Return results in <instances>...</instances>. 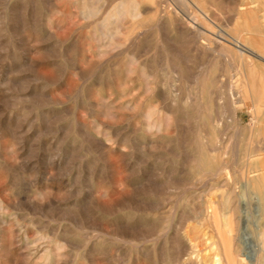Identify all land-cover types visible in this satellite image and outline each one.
<instances>
[{
    "label": "bare ground",
    "instance_id": "bare-ground-1",
    "mask_svg": "<svg viewBox=\"0 0 264 264\" xmlns=\"http://www.w3.org/2000/svg\"><path fill=\"white\" fill-rule=\"evenodd\" d=\"M42 1L49 3H47L49 6L48 9L46 8L47 4L46 7L44 6L47 9V11L45 10L46 12H43L39 7ZM65 1V5L70 6H67V8L64 7V9L61 8L62 10L57 8L58 5L56 4L59 2L56 3L55 0H7L4 7L5 10L1 9V11H4V17L2 15V19H7L11 16V22L15 21V30L16 28L20 30L21 36L17 42L25 53L24 55L22 54V59H18L19 54L17 55L18 51L16 50L18 47L16 44L18 43H14L12 47L13 56L11 57H13L15 66H12L11 82L13 84L15 98L13 99L14 104L11 106L12 113L9 111V113H7L8 117H5V120L8 122V128L10 130L12 129L11 120L13 118L11 114L14 115V109H18L21 110V112L28 111L30 113L25 114L30 116L29 121L27 120V130L37 127L39 133L44 131L45 134L53 135H51L53 140L49 137L53 143L51 149L47 148L48 151L51 150V162L49 161L51 167L47 175L57 181L58 177L56 178V176L60 177L66 174H74V167L71 161H73V155H75V146H73L75 145L74 138L78 136L82 137L84 141L87 142V144L82 143L81 149H83L86 154H80V156L83 157L81 158V167L88 168L91 164V161L87 159V155L95 148V143H98L107 155L115 151L119 153L122 152L124 157L121 156L122 154H120V156L121 158L123 157L122 160L125 163L124 167L137 170L139 166L136 167L137 169L135 168V161L133 162L135 152L133 150L142 146H148L151 150L156 146L163 147L165 145V140L171 134L177 133L178 136H181L179 132L183 128L182 124L184 123V119L188 118L190 122L189 125L192 123L193 141L186 147V151H184L186 156L191 160V177H205L204 183L199 188L200 191H196V189L194 194V197L198 200V203L195 205H200L197 208L191 207V210L195 212V221L198 225L196 226L200 227L201 230H203L202 226L204 225L213 228L218 238L216 244L225 251L224 259L226 264H237V260L242 263L239 259V255L241 254L239 253L240 246L237 242L239 216L237 214L235 200L236 182L232 178L233 171H235L234 169L236 168L234 166L236 164L233 165V163L225 161L223 158L231 149V147L228 144H224L225 142L223 141L226 136L223 134L220 125H222L224 121L222 122L220 117H217L220 116L218 110L213 112L208 111L211 104L209 105L205 100L203 91L207 83H209V80L211 81L213 79L210 83L215 82L218 68L222 69L221 67H225L226 74L231 77V72L234 66H236L237 59L242 58L243 60L245 57L247 62L245 64L243 63L244 65L239 69L241 74L240 85L242 87V91H240L242 93L240 94L241 96H243L242 94L247 95L249 90L255 89V78H257L259 72L263 71L262 69L264 68V0L259 1L256 7L249 6L245 8V5L241 4L238 6L242 19H245L243 26L246 25L245 27H247V30L252 35L250 40L241 39L236 36L234 34L236 31H228L220 27L210 13L204 8L201 0ZM59 4V7H61V2ZM71 7H74V9ZM234 12H236V10ZM57 13L59 16L56 15ZM75 14L77 18L79 16L83 20V23L80 22V25H77L74 20ZM236 16L237 14L235 17ZM4 20L3 22H5ZM64 23L69 24L74 31H81L83 29H87V31L84 34L79 33V35H76L72 45L68 41L67 37L69 36H67V34L65 36L66 38H62L59 36V33L56 32V28H61ZM9 27L11 26L9 25ZM217 27H220L219 30H217ZM64 28L66 29L67 26ZM74 31L71 33L75 34ZM173 32L178 35L179 44L175 42L176 37L174 39ZM14 37L17 36L15 35ZM79 41L82 43V52L80 51ZM75 48H77L81 54L73 57L71 52ZM35 54L40 56L36 57L34 56ZM205 56H208V60H206L208 70L197 67L200 69H197L198 71L195 72L196 74H192L193 71L191 70H193V67L191 66L194 65L195 67L197 64L201 66L205 61ZM44 59L45 62L52 65L53 68L51 71L44 72L42 75L40 73L41 77L34 75V79L41 78V80H43V85L41 84L42 89L36 92L38 89H32V76L29 74L28 70L34 66L38 67L41 65L40 63ZM81 61H86L87 63L82 64ZM200 62H202L201 65ZM209 67L211 71H209ZM67 76H69V78ZM192 79L197 83V87L193 88L197 89V92L193 94L189 91L190 96L187 93L190 89L188 87V82ZM54 84H57V86L59 84L60 86L65 85L68 88H75V92H71L75 101L73 105L70 104L72 106H70V109L83 108L88 110L86 112L91 111L93 113V111H96L111 118L117 117L116 115L118 112L123 111L125 119L128 121L127 129H123L118 124L110 125L112 123L109 125L103 123L105 124L102 125L103 127L97 122L90 125L78 119L80 116L78 118L73 116V119L66 120V113H61L57 108V105H62L64 102L59 99H51L50 96L55 92L50 94V96L48 94L49 92H45L47 89L46 86L49 87ZM94 89L101 94L99 99H94ZM238 90H240V88H238ZM232 92L234 93V86L230 83L228 86V93L230 94ZM58 93L56 92L59 97ZM36 94L38 97L40 96L41 99H44L42 101L44 103L36 102L34 106H30L27 104V101L26 103L21 102L23 99L29 100V98L32 96L34 97ZM68 95H70L69 92L67 93V97ZM255 95L258 96V94ZM98 96L99 95L96 94V97ZM65 97L62 96L63 100ZM212 101H214V98ZM233 101L236 102L235 100ZM66 102L68 101L65 100V103ZM40 105H44L46 109H42L43 107L40 108ZM233 105L234 103L232 106ZM258 108H260V106L256 105L254 113L260 114L261 110ZM73 109L71 110L73 111ZM80 110V112H82V109ZM3 112H1L2 115ZM22 115L23 113H17L16 117L14 116L17 120L15 127L20 123ZM0 120L2 122V119ZM19 125H21V123ZM6 126H3V128H6ZM109 128L112 129L109 130ZM224 129H226V127ZM237 136H239V134ZM2 137L3 135L0 132V138ZM64 138L70 139H68L70 147L64 146L62 141ZM179 140H182V138ZM234 142H237V139ZM132 143H135V147L131 146ZM233 144V147H235L236 143ZM96 146L98 145L96 144ZM23 147L25 146L13 147L10 144L1 143L0 141V168L5 171L7 179L6 181L4 180L5 183H2L4 181L0 182L1 253L3 250L9 249L13 252L17 248V245H19V251L24 249L22 252L24 253V259L22 258V260H26L25 264H94L92 261L95 262V258L100 256L108 258V261L111 258L113 261L115 256V252L113 253V251H119L123 248L126 250L129 249L131 257L137 256V259L143 252H146L149 257L154 253L153 255L155 258L158 252L156 249L158 247L154 249L151 245L153 247L152 252L151 250L147 252L146 247L140 244L139 241L142 239L146 241L147 237L158 232L159 237L163 239L162 245L159 248L160 260H162L161 264H165L166 254L171 250L170 248L173 247V244L176 242H174V240L176 239L178 241L181 239L182 242H184V246L182 245L184 251L197 253L195 245L197 241L195 242L194 240L195 244H193L192 238L190 239L192 233H188V236L185 231L186 233L183 235L177 228L175 237H172L174 234L171 235L170 227L167 226V224L162 225L158 221L157 212L161 208L162 199L161 197L159 198L160 200L156 198L159 196L156 192V188L161 185L163 188L166 181L164 177V179H162V177L160 178L150 174L147 175L149 170L144 176L138 175L137 173L135 174V171L134 174L129 173L120 177V179L117 180L119 188L114 194H111V191H108V189H98L95 191L96 194L88 192L87 197H85L86 194L83 197L81 196L82 188L75 189V183H77V181L71 183L69 181L65 184L67 187L64 188H62L61 182L59 188L51 187V189H48L42 186V188H38L36 183H34L36 180L33 181V177L36 178V176L31 175L32 178L30 177V181H33L32 185H36L35 188L29 190L30 192L25 197V200H22L21 197L18 201L13 197L14 201L12 200L13 202H11V193H7L6 190L11 187V184L13 186L19 183L17 180L20 181L23 177L26 178L25 175L23 176L20 173L23 169L17 171V168L14 169L13 167L15 163L19 162L20 159L24 157L22 155L23 153L21 154V150L24 149ZM38 147L37 152L40 151L41 145H38ZM31 152L33 151H29V153ZM180 152H182V150ZM33 153L35 154L36 150ZM237 154L239 156V153ZM238 156H236L237 160ZM63 160L64 163L62 164ZM18 164L19 163H17V165ZM64 164L65 166H62ZM35 165L37 164L34 163V166ZM104 169H106V167ZM134 169H132V171ZM143 170L147 171L145 169ZM253 172H258L254 174L255 183L258 188L263 189L264 166L262 161L258 165V168L252 171V173ZM139 174H141V172ZM225 174L228 175H226V178L223 177ZM48 176L46 177L49 178ZM192 187L195 186L192 185ZM222 188L227 190L226 195H222V201L220 200V194L215 191L213 193L216 195H208L211 191H219ZM23 190L27 192L25 189ZM184 192L183 194H185ZM188 197L192 198L190 194ZM180 200L181 198L179 201ZM190 202H193V200ZM88 203H90L89 206H91L92 209L87 213L79 214V211L84 209L80 208L86 206ZM189 204L190 203H188V205ZM220 205H227V211H222ZM11 208L13 210L18 208V210L21 209L22 211L30 210L32 214H39L43 217L49 216L50 220L58 223V226L56 229L53 228V226L52 231L48 229L52 224H50V226L45 225L46 228L44 229L46 230L35 231V234L31 237L29 235V229L28 231L26 229V225L18 222V233L15 232L16 227L15 230L12 226V229L9 227L11 229V238L7 239L9 233L6 238L3 232L5 230L3 229L5 225L7 226L12 223V220L16 221V213H14ZM96 210L98 211L95 212ZM80 213L83 212L81 211ZM100 214L103 217L104 215H108L109 217V227L101 226L100 232L106 236L109 235L112 240L110 242H108L107 239L100 241L94 233V235L90 236V232L84 235V241L82 242L83 250L79 252L77 248L80 245H77L75 241L80 232L79 230H83L82 228L85 226L88 227L89 217H93L94 220L96 219L99 221ZM37 222L40 223L39 221ZM262 223L264 225V217ZM197 227H194V229L196 230ZM180 228L183 227L180 226ZM84 230L86 231L87 228H84ZM201 230L199 231L201 232ZM15 233L17 235H15ZM194 233L197 234L198 232L195 231ZM261 235H264V231H262ZM154 239L156 238L154 237ZM213 242H215L214 239ZM111 246L117 250L111 251ZM22 253L19 254L21 255ZM149 253L150 255H148ZM1 256L2 254L0 257ZM80 256L86 258L85 262L79 260ZM21 257L23 256H19L18 258ZM104 257L102 258L104 259ZM115 258L117 257L115 256ZM103 259H101V261L99 260L100 264ZM22 260L18 259L16 263H18V261L24 263ZM107 260L105 259L103 261L105 262ZM222 261L214 257L213 264H223ZM177 264L182 263L179 261ZM255 264H264V256L259 255Z\"/></svg>",
    "mask_w": 264,
    "mask_h": 264
},
{
    "label": "rangeland",
    "instance_id": "rangeland-1",
    "mask_svg": "<svg viewBox=\"0 0 264 264\" xmlns=\"http://www.w3.org/2000/svg\"><path fill=\"white\" fill-rule=\"evenodd\" d=\"M6 1L7 0H3V1L0 0V18H1L0 19V119H2V122L0 120V127H1L0 128V132L3 135V137L0 138L1 139L0 141H1V143L10 144L13 147L25 146V147H23L24 149L21 150V154L23 153L22 155L24 157H22L20 159V161L22 159L23 160L21 162L20 161L17 162V163H19L18 165H17V163H15L14 164L15 166H13V167H14V169L17 168L16 169L17 171H20V170L23 169V171H20V173H21V175H23V176L25 175V177H26V178H24L22 176L24 178V179L22 178L23 181L22 180H20V181L17 180V182H19V183L15 184L17 187L15 185L12 186V184H11V187L8 188L10 192L8 191V189L6 190L7 193H11V202L14 201L13 197L15 198V200L16 199L18 200L21 197H22L21 198L22 200H25L26 199L25 197L30 192L29 190L31 188L34 189L36 185H37L38 188H42V187L43 188L47 187L48 189H51V187L52 188L53 187L59 188V186H61V185L63 186L62 188H64V187H67V185H65V184H67L69 181H70V183L73 182V181H77V183H75L76 187L75 186L74 187H75V189H77V188L81 189L82 188V195H81L82 197L85 194H86L85 197H87L88 196V192L96 194L95 191L98 190V189H102V190L103 189H106V190L108 189V191H111L110 192L111 194H114L115 192H117V190L119 188V184L117 183L118 182L117 180H119L120 177L125 176V175H127L129 173L130 174H134L135 171H136L135 174L137 173L138 175H143L144 176L145 173L147 174V172L149 170V173L147 175L150 174V175H153V176H156V177H160V178L162 177V179L165 178V181H166L165 182L166 184H164L163 188H162V185L156 188L157 189L156 192L159 195V196L157 195L158 197H156V198L159 199L161 197L162 200L165 198L163 201L161 200V202H162V205H161V208H160L161 210L159 209L158 212H157L158 221L162 225L163 224H167V226L170 227L171 235L174 234L172 237H175V235H176L175 233H176V230L178 228V230H180V232L183 235L186 232H187V234L188 233L189 234L192 233V235H190V239L192 238V240H193L192 243L193 244H195V242L197 241L196 244H195L197 253L196 252L191 253L189 251H184V247H183L184 246V242H182L181 239H179L180 241H178L177 239L174 240V242L175 241L176 242L175 243L173 242L174 243L173 247L171 246L172 247V248H170L171 250L167 252L166 260H165L164 263L165 264H177V262L180 261L182 264H213L214 257H215V259H221V261L223 260L222 261L223 264H226L225 259H224L225 251H224L223 248H220V246L216 244L217 239H218L217 236H216V232L213 230V228H211V226L208 227L207 225H204L205 228H204V226H202L203 230H201L200 227H197L198 225H197V222L195 221V212L193 210H191V207L197 208L200 205V204L199 205L198 204L195 205L196 203H198V200L194 197V194H195V190L196 189H197L196 191H200L199 188L204 183L205 177H201V176H196V178L191 177V171H190L191 160L185 154L186 147H188L193 141V138H192L193 137L192 136L193 135V129L191 128L192 127V123L189 125L190 122L188 121V118L184 119V123L182 122L183 123L182 124L183 128L179 132V134H181L182 137L180 135L178 136L177 133L176 134L174 133V134H171L165 140V145L163 147L162 146H156V147H154L151 150L148 146L147 147H143L142 146L140 148H135V150H133L135 152V156L133 157V162L135 161V165H136L135 168L139 166L138 167L139 170L137 168H136L137 170H135L134 168H129V169L125 168L124 167L125 163L122 160V158L124 157L122 152L119 153L118 151H115V152H112V153L107 155L101 149V147H100V145L98 143H95V148H93V150L94 149L95 150L94 151L92 150V152L89 155H87V159H89L91 161V164L89 165L90 167L89 166H88V168L81 167V165H80V164H82V159L81 158H83V157L80 156V154H82V153L86 154V152L83 149H81L82 148V143L87 144V142L84 141V139L82 137L78 136V137L74 138L75 145H73V146H75V150H74L75 151V155H73V161H71V164L74 167L73 170H74V174L75 175L74 174L73 175L66 174L65 176L63 175V176H60V177L56 176V178L58 177L57 181H55L54 179L50 178L47 175V173H48V171H49V169L51 167V164H50V162H51L50 161L51 150L48 151L47 148L51 149V145L53 144L51 139L53 140V137H52L53 135L51 134L52 135L51 136L50 134H45L44 131H41V133H39L37 131L38 130L37 127L33 128V129H30V130H27L26 128L28 127V121L30 119V116L29 115H25V114H30L28 111L21 112V110L14 109V115L11 114L12 118H13V119L11 118L12 119L11 120V128L13 130L12 129L10 130L8 128V122L5 120V117L6 118L8 117L7 113H9V111H11V113H12V107L11 106L14 104V100L13 99L15 98L14 91H13V84L11 82V70H12V66L13 67L15 66L14 65L15 63L13 62V57H11V56H13L12 55V51H13L12 47H13L14 43L15 44L18 43L17 41H19V37L21 36L20 32H19L20 30H18L17 28L15 30V27H16L15 26V21L11 22V16L9 18H7V19L6 18L2 19V15L4 17V13H3L4 11H1V9L5 10L4 7L6 5ZM55 1H56V3L57 2H59V3L61 2V7H59L60 6L59 3L56 4V5H58L57 6L58 9H61V8L64 9V7L67 8V6H70V5H65V2H66L65 0H59V1L55 0ZM201 1H202V4H203L204 8L210 13L212 18L218 23V25L220 27H222V28H224L225 30H228V31H234V32L236 31L234 33L236 36L240 37L241 39L250 40L252 35L247 30V27H245L246 25L243 26V24H244L243 22L245 21V19L244 18L242 19L241 14L239 13L240 10H239L238 6L241 4V5H245V8H247L249 6L250 7H256V6H258L259 1H261V0H201ZM42 2H40L39 7H40V9H42L43 12H46L48 7H49L48 6L49 3L46 2V1H42ZM46 4H47V7H46ZM71 8L74 9V7H71ZM235 10H236V12H234ZM236 14H237V16L235 17ZM10 15H11V13H10ZM56 15L59 16L58 13ZM3 20L5 22H3ZM74 20L76 21L77 25H80L81 23H83L82 22L83 20L79 16L77 18L76 14L74 15ZM9 25L11 27H9ZM63 26L64 27L67 26V28L65 29ZM68 26H69V24L64 23L61 28L60 27L58 29L56 28V32H58L59 36L62 37V38H66L65 36L67 34V36H69V37H67L68 41L73 45V41H74L73 39H75L76 35H79V33H83V34L86 33L87 29H83L81 31H74V30L71 29L70 26L69 27ZM220 27H217V30H219ZM68 30H70V31H68ZM73 31H74L75 34H72ZM15 35L17 37H14ZM173 35H174L173 36L174 39L176 37L175 42H177L179 44L178 35L175 32H173ZM70 36H72V37H70ZM81 44H82L81 41H79L80 48L82 47ZM16 45H18V47L16 49L18 51V52L16 51L17 55L19 54L18 55V59H22L21 57L25 53L22 50V47L19 45V43L16 44ZM80 51L82 52V48L80 49ZM72 52H71V55L73 57L75 55L81 54L79 52V50H77V48H75ZM34 56L37 57V56H40V55L35 54ZM207 57L205 56V61L203 63L200 62V65L202 63L201 66H199V64H197L195 67H194V65L191 66V67H193L192 68L193 70H191V71H193L192 74L197 72L200 68L208 70V64L206 62V60H208ZM80 58L82 59L81 55H80ZM246 62H247L246 57L243 58V60H242V58L241 59L238 58L237 62H236V66H234V69L231 72V77L226 74V72H225L226 68L225 67H221L222 69L218 68V73L216 75L217 78H215V82L210 83L211 81H213V79L211 81L209 80V83L206 82L207 86H206L205 90L203 91V96L205 97V100L209 103V105L211 104V106L208 108V111H212L213 112V111H217L218 110L220 116H217V117L218 118L220 117V120L222 122L224 121L223 123L221 122L222 125H220L221 128H222L223 134L226 136L223 141L225 142L224 144H226V145L228 144L231 147V149H230V151H229V153L227 155L223 156V158H224L225 161H229V162L233 163V165H235V164L237 165V166L236 165L234 166L236 168L234 169L235 171H233V174H232L233 177L232 178L236 182V192H235V198L236 199L235 200H236V206H237V214L239 216V223H238V228L239 229L236 226V228L239 231L238 234H237L238 235L237 236V238H238L237 242H238V244L240 246L239 253L241 254V255H239V259H240V261L243 264H255L256 261H257V258L259 257V255L264 256L263 255L264 254V243H263L264 235H261L262 231H264V229H263L264 225L262 223L263 217H264V203H263L264 202V188L263 189L258 188L256 183H255V179H254L255 175L254 174H257L258 172H255V173L253 172L252 173V171H254L255 169L258 168V165L261 163V161L263 162V166H264V150H262V149H264V147H263L264 146V68L263 69L261 68L263 71L259 72L257 78H255V81H256L255 89L253 88V90H249L247 92V95L242 94L244 96L243 97L240 94V93H242V92H240V91H242L241 90L242 87L240 85L241 84L240 83L241 74H240V70L239 69ZM81 63L82 64H86L87 62L86 61H81ZM40 64L41 65H39L38 67L34 66V67L30 68V70H28L29 74L32 76V77L30 76L31 77L32 89H35V88H36L35 90L38 89L36 92H39L40 89H42L41 84L43 83L42 82L43 80H41V78L40 79H34L33 77H35L36 75L41 77V75L44 74V72L45 73L49 72L53 68L52 65H49V64H47L45 62V59ZM197 67H200V68H197ZM47 68H49V69H47ZM42 69H44V70H42ZM209 71H211L210 67H209ZM221 72H222V74H221ZM40 73H41V75H40ZM67 77L69 78V76H67ZM75 79H76V77H75ZM73 80H74V77H73ZM193 80L194 79L190 80L193 84L190 81L188 82V85H189L188 87L191 89V90L189 89L187 91L188 94L190 92L193 93V94L197 92V89H193V88L197 87V83L194 82ZM227 83H229V84L232 83L233 84L234 93L235 94L233 92L230 93V94L228 93L229 84H227ZM46 88L47 89L45 90V92H47V93L49 92L48 93L49 96H50V94L55 92L54 94H52L50 96L51 99H54V100L59 99V100H62L64 102V104L62 103V105H57V108L60 110L61 113H66V120L67 119H69V120L73 119V116L76 117V118H78L80 116L78 119L82 120V122L85 121V123L87 122V124H90V125H92L94 122L99 123L101 126L105 125L103 123H106L108 125L110 123H112L110 125L118 124L123 129H125V128L127 129V125H128L127 122L128 121L125 119V115H124L123 111L118 112V114L116 115L117 117H112V118L109 117V116L102 115L101 113H98L96 111H93V113L91 111L86 112L88 110L83 109V108H79V109L71 108V109H73V111H72L70 109V106H71L70 104L73 105L75 99H74V97H72L71 92L72 91L75 92V88L74 89L73 88H68L65 85L64 86H60L59 84H58V86H57V84L56 85L55 84L54 85H50L49 87L46 86ZM238 88H240V90H238ZM93 91H95L94 92L95 94L93 93L95 95L94 99H99L101 94L98 93L96 91V89H94ZM56 92L57 93L59 92L58 93L59 97L56 94ZM68 92L70 93V95H68V97H67V93ZM63 93H65V94H63ZM96 94H98L99 96L96 97ZM255 94H258V96H256ZM65 95H66V97L68 99L65 97ZM60 96H61V98H60ZM62 96L65 97L64 100H63ZM34 97L36 99H39V100H36ZM34 97L32 96L31 98H29V100H27V99H23L22 100L21 99L22 100L21 102L22 103H26V101H27V104L30 105V106H34V104L36 102L37 103H40V102L44 103V102H42L44 99L43 98L41 99L40 96L38 97L37 94L34 95ZM213 98H214V101H212ZM232 99L235 100L236 102H234ZM65 100L68 101V102L65 103ZM231 100L234 103L233 106H232L233 103H232ZM214 103H215L216 107L214 106ZM256 105L260 106V108H258V109L261 110L260 114L254 113L255 109H256ZM40 106H41L40 108L43 107L42 109H46L44 105H40ZM64 107H65V109H64ZM80 109H82V112H80L81 111ZM69 110H71V111H69ZM15 111H16V113H15ZM1 112H3V115L1 114ZM17 113H19V114L23 113V115H22V119L23 120L21 119V121H20L22 126L19 125L20 123H18V125L15 127V125L17 123V120L14 118V116L16 117ZM123 118H124V120H123ZM23 124H24V126H23ZM2 125L3 126L7 125V126H6V128L5 127L3 128ZM225 127H226V129H224ZM15 129H16V131H15ZM111 129L112 128H109V130H111ZM190 129H191L192 132L190 131ZM186 131H188V132H186ZM234 132L238 133L240 137L237 136L238 134H236ZM42 133H44V134H42ZM128 136H129V134H128ZM124 137H125V135H124ZM181 138H182V140H179ZM64 139H66V140H64ZM64 139H62V141L64 143V146H69L70 147V142H69L70 139L69 138H64ZM234 139L235 140L237 139V142H234L235 141ZM18 140H20V141H18ZM233 143H236L235 147H233L234 146ZM96 144L98 146H96ZM38 145L39 146L41 145V148H42V149L41 148L39 149L40 150L39 152H37V150L39 148ZM29 146H31V147H29ZM131 146L135 147V143H132ZM33 149L36 150L35 154L33 153L35 151ZM130 149H132V148H130ZM235 149H236L237 152L235 151ZM52 150H54V149H52ZM181 150H182V152H180ZM29 151H33V152L29 153ZM27 153H28V155H27ZM237 153H239V156H238ZM36 154H37V156H36ZM39 154H40V158H39ZM120 154H122L121 155V156H123L122 158H121ZM236 156H238V160L236 159L237 158ZM36 159L38 160V162H37ZM230 160H233V161H230ZM234 160H236V161H234ZM34 163L37 164V165H35L36 167L34 166ZM63 163H64V160H63L62 164ZM39 166H41V167H39ZM62 166H65V164L62 165ZM83 166H85V165H83ZM105 167H106V169H104ZM25 169L27 170V172H26ZM132 169H134V170L132 171ZM143 169H145L147 171H144ZM163 169H164V171H163ZM182 170H183V172H182ZM140 172H141V174H139ZM0 174H1L0 175V180H1L0 182H2L4 180L6 181L7 179H6V176H5V171L2 170L1 168H0ZM77 174H79V175H77ZM31 175L32 176L33 175L36 176V178L33 177L34 178L33 181L36 180L34 182V183H36V185L35 184L32 185L33 181H30V177L32 178ZM226 175L227 174H225L223 177L226 178L228 176V175L227 176ZM248 175H249V177H248ZM46 176H48L50 179L47 178ZM4 177H5V179H4ZM46 178H47V180H46ZM97 178H99L100 180L97 179ZM5 181L2 182V183H5ZM167 181H169V182H167ZM24 182H26V183H24ZM60 182H61V185H60ZM51 183H53V184H51ZM116 183H117V185H116ZM254 183H255V185H254ZM27 185H29V186L31 185L30 188ZM192 185L195 186V187H192ZM87 186H88V188H87ZM90 186H91V188H90ZM6 187H8V186H6ZM178 187H181V188H178ZM184 187H185L186 190L184 189ZM22 188L25 189L27 192H25ZM188 189L191 191V193H190V191ZM91 190L94 191V192H92ZM262 190H263V192H262ZM184 191H186V192H184ZM214 191L216 193L220 194V200L221 201H222V195L223 196L226 195V192H227L226 189L222 188L219 191L218 190H213L208 195L212 196L211 194H215V193H213ZM166 192H168V193H166ZM183 192L186 195L183 194ZM189 194H190V196H192L193 199L188 197ZM16 195H18V196H16ZM215 195H213V196H215ZM179 197L181 198L180 201H179V199H180ZM189 198H190V201L193 200V202H190ZM158 199H156V200L159 201L160 199L159 200ZM22 202H24V201H22ZM176 202L177 203L180 202V203L177 204ZM188 203H190V204L188 205ZM89 204L90 203H88L86 206L80 208V209H83V208L84 209L81 210L83 213H80L81 211H79V214H84V213L89 212V210L92 209V207L89 206ZM91 204H93V203H91ZM191 204H193V205H191ZM224 205L223 206L220 205V208H222V211L225 212V211H227L226 208H228V207H227V205L226 206H224ZM176 206H177V209H176ZM11 210L14 213H16L15 217H16V221L17 222L15 220H12V223H10L7 226L5 225V227L3 229L5 231H3V232H4V236L6 235L5 236L6 238H7L8 233H9V237L7 239L11 238L10 237V230L12 229V227H13L14 230H15V227H16L15 232L18 231V226H17L18 222L21 223V224H25L26 225V229H27V231L29 229V235L31 237L35 234V231H40V230H43L44 228H46L45 225H49L50 226V224H52L50 226L51 229L48 228L49 230H52V231H53V228L56 229V227L58 226V223H56V221L50 220L49 216H48L49 217V219H48V217H46V216L43 217V216H40L39 214H37L38 216L36 214H34V213L32 214V212L30 210L29 211L28 210L27 211L26 210L22 211L21 209L18 210V208L17 209L15 208L14 210L11 208ZM16 210H18V211H16ZM97 211L98 210H96L95 212H97ZM170 213H171V215H170ZM22 216L24 217V220H23ZM169 218H170V220H169ZM91 219H92V221H91ZM108 219H109L108 215H104V217H103L101 214H100V220H99L101 223L98 220H96V219L94 220L93 217H89L88 218V227L87 226L84 227L85 229L87 228V230L85 231L84 228H82V229L85 232H87V231H89V232L85 233L83 230L80 229L79 230L80 232H79V234H78V236H77V238L75 240L76 244L80 245L77 248L79 252H81L83 250L82 242L84 241V235L88 234L90 232H91L89 234L90 236L95 234V235H97V238H99L100 241H103V240L107 239L108 242H110L112 240V238L109 235L106 236V235H104V234H102L100 232L101 231V226L109 227ZM173 219H174V221H173ZM26 221H27V223H26ZM37 221H39L40 223H38ZM34 222H36V223H34ZM180 226L183 227V228H180ZM194 227H197L196 230L194 229ZM190 228H191V230H190ZM198 229L201 230V232ZM44 230H46V229H44ZM189 230H190V232H189ZM81 231H82V233H81ZM195 231L198 232V233L195 234L194 233ZM204 233H206V234H204ZM189 234H188V236H189ZM15 235H17V234L15 233ZM152 236L147 237L146 241H145V239H142L139 242H140V244H143L146 247L147 252H149L150 250L152 252V250H153L152 248L153 247H154V249H156L158 247L156 249L158 251L157 255H156L157 257L155 256L156 260H155L154 255H153L154 253L151 255V257H149V256H147L146 252H143V253H141V255L138 256V259H137L136 258L137 256L131 257L129 249L126 250L125 248H123L122 250L118 251L116 248L111 246V248H112L111 251H113L115 249L117 250V251H113V253L115 252L114 254H115V256L117 258H115V256H114L113 261L110 258L109 259V261L111 262L110 263L107 260L108 258L102 256V257H104V259H103L100 256L101 259H103V260L106 259L107 260L105 262L102 260L103 263L101 262V264H104V263L105 264H118V263L119 264H133V263L134 264H145V263H147V264H161L162 260H160L159 248L162 245L161 243H162L163 239L159 237V232L155 233ZM208 236H209V238H208ZM154 237L156 239H154ZM215 237H216V240H215ZM213 239H214L215 242H213ZM156 240H157V242H156ZM188 240H189V238H188ZM194 240H195V242H194ZM158 241H160V242H158ZM105 242H107V241H105ZM19 250H20V246L17 245V248L13 252L10 249L9 250H3L2 253L0 252V255L2 254V256L0 257V259H1L0 260V264H22L23 262H21V261H18V263H16L18 259L19 260H22V258L24 259V255H23L24 253H22L24 251V249L22 251H19ZM128 250H129V252H128ZM222 252H223L224 255L222 254ZM19 253H22V254L20 255ZM110 253H112V252H110ZM121 253L122 254L124 253V254L122 255ZM148 255H150V253ZM14 256H15V258H14ZM19 256H23V257L18 258ZM100 257H98V258L96 257L95 258V262L92 261V263L100 264V261H101ZM124 259H125V261H124ZM157 259H158V262H157ZM79 260L81 262H85L86 258L84 256L83 257L80 256ZM96 260H98V261L100 260L99 263ZM22 261H24V260H22ZM25 263H26V260L24 261L23 264H25ZM238 263L242 264V263L238 262V260H237V264Z\"/></svg>",
    "mask_w": 264,
    "mask_h": 264
}]
</instances>
